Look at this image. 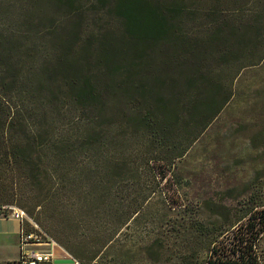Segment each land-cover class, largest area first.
I'll use <instances>...</instances> for the list:
<instances>
[{"label": "trees", "instance_id": "1", "mask_svg": "<svg viewBox=\"0 0 264 264\" xmlns=\"http://www.w3.org/2000/svg\"><path fill=\"white\" fill-rule=\"evenodd\" d=\"M182 1L112 0L109 11L119 18L130 47L92 62L89 49H78L108 29L79 40V19L91 13L82 3L0 0V162L45 165L31 173L36 181L45 174L48 190L25 209L38 226L52 231V216L83 201L93 214L85 224L96 230L99 251L112 239L115 220L127 223L158 188L127 203L116 199L131 193L125 184L130 178L139 189L137 161L147 163L154 178H164L231 98L230 83L223 92L204 76L202 50L183 27L181 18L189 22L192 16ZM50 4L63 12L52 15ZM208 40L225 45L222 34ZM229 53L222 50L221 58ZM200 73L210 86L192 99L182 85L191 88ZM168 87L169 95L162 92ZM253 195L234 217L225 206L221 222L192 219V264H264V201ZM181 257L178 264H188L187 255Z\"/></svg>", "mask_w": 264, "mask_h": 264}, {"label": "rangeland", "instance_id": "2", "mask_svg": "<svg viewBox=\"0 0 264 264\" xmlns=\"http://www.w3.org/2000/svg\"><path fill=\"white\" fill-rule=\"evenodd\" d=\"M77 1L91 10L79 19L82 22L79 40L90 32L108 29L97 41H84L78 51L85 54L89 49L88 58L92 62L102 55L114 58L117 49L127 53L130 43L123 40L119 18L109 11L112 0ZM182 2L187 17L192 16L189 22L185 16L181 18L183 27L192 43L197 42L194 47L198 45L202 50L204 76L215 79L223 92L230 83L232 96L189 149L174 160L164 178H154L147 163L137 161L141 171L139 189L135 191L136 182L130 178L125 184L131 193L116 199L127 203L139 199L140 192L156 185L158 188L127 223L122 225L115 220L112 239L99 251L95 244L96 230L85 224L93 214L83 201L77 206L67 204L52 216V231L39 225L72 251L79 264H178L183 254L187 255L188 264H192V257H188L192 251V219L199 216L207 222L214 219L221 222L227 217L225 206L232 207L228 213L234 217L242 212L239 208L250 192L264 201V0ZM100 6L104 10L97 14L95 9ZM48 12L57 15L63 10L50 4ZM213 33H218L220 39L222 34L225 45L219 40L210 42ZM225 49L231 53L223 60ZM201 74L191 88L182 85L183 92L192 95V99L203 95L210 86ZM162 92L169 95L170 88H163ZM43 167L42 163L0 162V202L13 203L28 211L48 190L45 174L36 181L31 173ZM63 199L71 201L65 195ZM210 230L216 233L218 229L210 227ZM209 241L210 238L204 247Z\"/></svg>", "mask_w": 264, "mask_h": 264}, {"label": "built area", "instance_id": "3", "mask_svg": "<svg viewBox=\"0 0 264 264\" xmlns=\"http://www.w3.org/2000/svg\"><path fill=\"white\" fill-rule=\"evenodd\" d=\"M0 217H12L20 221L19 264H41L50 261L52 245L57 243L33 221L25 209L10 203H0Z\"/></svg>", "mask_w": 264, "mask_h": 264}, {"label": "crops", "instance_id": "4", "mask_svg": "<svg viewBox=\"0 0 264 264\" xmlns=\"http://www.w3.org/2000/svg\"><path fill=\"white\" fill-rule=\"evenodd\" d=\"M20 221L12 217H0V261L17 260L20 254ZM41 264H79L77 259L58 243L52 245L50 261Z\"/></svg>", "mask_w": 264, "mask_h": 264}]
</instances>
